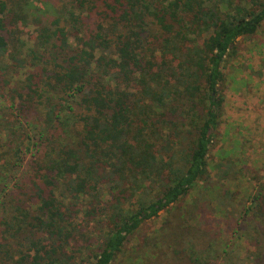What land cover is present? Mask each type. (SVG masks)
I'll return each instance as SVG.
<instances>
[{
    "label": "trees",
    "instance_id": "1",
    "mask_svg": "<svg viewBox=\"0 0 264 264\" xmlns=\"http://www.w3.org/2000/svg\"><path fill=\"white\" fill-rule=\"evenodd\" d=\"M52 2L47 18L30 0H0V113L3 97L10 108L22 99L17 123L32 132L17 136L0 117V264H216L218 233L182 212L198 188L200 207L206 188L220 186L210 167L232 178L228 163L210 164L224 66L238 39L264 32V0ZM28 21L37 35L11 41L9 52L8 29ZM10 67H26L24 77L8 78ZM258 181L237 227L253 222L264 264ZM230 195L209 200L212 213L226 211ZM162 212L170 214L141 239Z\"/></svg>",
    "mask_w": 264,
    "mask_h": 264
},
{
    "label": "rangeland",
    "instance_id": "2",
    "mask_svg": "<svg viewBox=\"0 0 264 264\" xmlns=\"http://www.w3.org/2000/svg\"><path fill=\"white\" fill-rule=\"evenodd\" d=\"M34 5H37L40 10L46 11V17L52 15L53 7L50 5H47V2L53 3L52 1H55L57 5L60 4V0H30ZM48 7H47V6ZM32 10V9H31ZM26 13H30V10L26 8ZM31 19V15H30ZM38 27L32 24L28 21L26 22H20L18 23L17 28L10 27L8 29L9 32L6 33L10 40V46H9V52L11 51V41L16 42V39L18 38L20 40V43H29V40L32 36L37 35ZM261 36L264 37V32L261 31ZM232 60H235L232 59ZM238 64V63H237ZM25 69H19L14 70V68L10 67L7 73L9 74L8 78L11 76L16 78L17 80L20 78H23L25 75ZM235 69V68H233ZM6 73V74H7ZM13 83H10L12 85ZM21 101L22 99L16 98L15 105L13 108H10L11 105V99H8L7 97L2 98V108L0 117H3L7 120H10L11 122H14V127L17 131V136H20L22 132H24L26 135L32 133L30 129L24 128L23 131L20 129V126L17 122L22 121L23 118V110L21 108ZM222 124H220L218 128V139L216 145H220V147L223 150V153L226 154V160L220 161L219 163H228L230 165V174L232 175V178H226L224 180H219V177H217V170H214L212 167H210V175H211V181L214 184H219L220 186L217 188H209V186L206 188L202 205L200 207L193 206L192 204V197H195L196 199L199 197L198 188L196 191L193 192L191 199L186 201V204L189 203V207L182 212L184 215L192 214V215H201L204 219H206L209 222V228L210 230H207L205 228H201V231H208L209 233H218V236H216L220 241L218 242L217 250L221 253L220 257L216 260V264H259L261 260L258 258L256 253V240L251 237V230L254 229L253 222L248 225L247 228L245 227H237V221L240 220V211L244 207V205H249L251 202V197L255 191L256 186H258L259 181H264V161L257 162L255 159H251V157H247L248 160L243 157V152H239L240 150H231L230 147L235 145L238 148V144H232L233 142L231 140H226L221 142L222 137ZM22 131V132H21ZM220 131V132H219ZM9 132H7L6 129L3 131V138L7 137ZM11 135H14V132L11 133ZM18 139V137H17ZM215 146V143H214ZM213 146V147H214ZM230 149V151H228ZM27 156L25 157L23 161V165H26L25 163L28 161V157H30V152L27 151ZM214 153V152H213ZM222 153V154H223ZM241 155V156H239ZM7 162L5 159H3L0 156V167L2 165H7ZM28 163V162H27ZM215 161V158L210 154V164L218 165V163ZM15 173H20V170L18 167L15 168ZM222 171V170H221ZM235 171V172H234ZM222 173V172H221ZM212 184V183H211ZM213 184V185H214ZM215 186V185H214ZM201 188H204L203 184H200ZM230 190L232 192V195L229 197H225V201L229 205L226 211L217 209V212L212 213L210 207H209V200H215L219 199L220 195L222 194L223 190ZM201 193V191H199ZM233 205V206H232ZM217 204L214 203L213 207ZM202 209V211H201ZM172 210H170L171 212ZM170 212H162L160 214V217L151 221H148L141 233L140 237L141 239H147L148 237H151L158 228L162 225V223L165 221L166 216L170 214ZM184 215V216H185ZM77 223H83L82 225L85 228L92 229V223H89L90 221H87L85 219H82V215L79 216V218L76 219ZM90 224V226L88 225ZM233 230H236L234 233H232ZM207 232L206 239L209 240L210 234ZM212 235V234H211ZM92 237V236H91ZM90 235L88 238H86L85 242H89L87 244L91 245V247H96L95 240L91 239ZM232 237V238H230ZM230 239V240H229ZM81 240H85L83 238H79L77 242L79 244L81 243ZM225 241H228V245H225ZM197 242V241H196ZM201 243V242H199ZM131 245H134V241H131ZM195 247V246H194ZM211 255L214 256L215 252L212 250L210 251ZM114 264H121L115 262Z\"/></svg>",
    "mask_w": 264,
    "mask_h": 264
},
{
    "label": "crops",
    "instance_id": "3",
    "mask_svg": "<svg viewBox=\"0 0 264 264\" xmlns=\"http://www.w3.org/2000/svg\"><path fill=\"white\" fill-rule=\"evenodd\" d=\"M260 34L261 31L238 39L236 54L225 62L221 112V142L228 139L232 144L237 143L238 148L233 145L230 149L240 150L243 157L257 162L264 161V37ZM217 139L218 130L210 154L219 163L227 157L220 145H216Z\"/></svg>",
    "mask_w": 264,
    "mask_h": 264
}]
</instances>
